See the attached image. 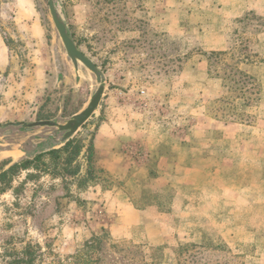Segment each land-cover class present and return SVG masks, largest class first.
I'll list each match as a JSON object with an SVG mask.
<instances>
[{
  "label": "rangeland",
  "instance_id": "obj_1",
  "mask_svg": "<svg viewBox=\"0 0 264 264\" xmlns=\"http://www.w3.org/2000/svg\"><path fill=\"white\" fill-rule=\"evenodd\" d=\"M56 4L106 90L73 136L80 176L25 170L0 194V264H22L26 246L35 264L91 263L98 254L82 246L102 228L135 251L131 264H264V0ZM213 51L227 55L215 61ZM225 64L256 78L241 108L250 121L222 115L234 96ZM97 86L69 58L49 0H0V172L61 135L24 123H65ZM119 257L111 249L100 264L129 260Z\"/></svg>",
  "mask_w": 264,
  "mask_h": 264
},
{
  "label": "trees",
  "instance_id": "obj_2",
  "mask_svg": "<svg viewBox=\"0 0 264 264\" xmlns=\"http://www.w3.org/2000/svg\"><path fill=\"white\" fill-rule=\"evenodd\" d=\"M9 39H6V43L9 45ZM211 57L215 58V61L221 59V56L227 55V51H213L210 53ZM224 80L228 81V90L233 93V98H224L221 101L227 103V106L221 107L222 115L231 118L233 121H250L248 118L251 115L246 114L241 110L242 107H248L252 105L254 100L253 95L257 94L256 91V78L253 75L239 69L236 65L225 64L223 68V74L220 75ZM241 100V106L236 102ZM229 106V107H228ZM247 116L248 118H246ZM49 118V117H43ZM57 141L52 137H48L45 141L35 145L30 151H26V156L20 160L12 163L7 169L0 172V194L5 193L12 188L13 179L22 171L35 170L45 172L53 177H61L65 183L72 181L66 179V175L76 178L81 175V166L77 162V158L81 154L83 145L75 138L70 139L61 147H55L53 142ZM49 145V146H48ZM91 149V147H90ZM89 171H87V174ZM38 176V173L29 172L28 177ZM87 179V176H82L81 181ZM17 190V188H16ZM15 190V191H16ZM126 240H116L112 237V234L106 228H102L101 232L94 233L83 244V253L87 256L98 254L95 259H92L91 263L87 264H100L102 263L104 256L108 254L111 249L115 253L121 254V259H129L124 264H131L134 261L136 253L126 247ZM5 252H9L6 249ZM122 252L124 255H122ZM23 255L18 257L17 263L22 264H35V255L29 246H26L23 250ZM77 261L78 258L75 256Z\"/></svg>",
  "mask_w": 264,
  "mask_h": 264
},
{
  "label": "water",
  "instance_id": "obj_3",
  "mask_svg": "<svg viewBox=\"0 0 264 264\" xmlns=\"http://www.w3.org/2000/svg\"><path fill=\"white\" fill-rule=\"evenodd\" d=\"M49 7L51 17L63 40L69 58L74 63L75 67H78L80 62L83 63L94 75L98 85L87 106L82 111L74 114L65 123H59L54 120H40L24 123L27 130L34 129L36 127L56 128V132L61 133V135L57 141L52 143V145L59 147L73 138L82 126L89 121L93 114L98 111L106 90V77L102 69L94 62V60L78 46L70 31L67 21L64 19L56 4V0H49Z\"/></svg>",
  "mask_w": 264,
  "mask_h": 264
},
{
  "label": "crops",
  "instance_id": "obj_4",
  "mask_svg": "<svg viewBox=\"0 0 264 264\" xmlns=\"http://www.w3.org/2000/svg\"><path fill=\"white\" fill-rule=\"evenodd\" d=\"M113 140L114 139H112V141H111V143H113ZM109 141L110 140H108L106 143H108L109 144V146H110V143H109ZM95 145H96V147L97 148H99L98 150H102V149H100V141L97 139V137H96V139H95ZM107 149H109L110 148V151L111 152H114V153H118V150H116V149H114L113 147H112V145L110 146V147H106ZM100 152H103V151H100ZM120 158H123L124 159V153L122 152V155H121V157ZM104 159V158H103ZM102 159V160H103ZM104 160H106V159H104ZM183 194V196H185L186 198H188L189 200H190V202L188 203V207L189 206H196V205H198V203H199V201H200V199L198 200L197 198H194V197H190V195L188 194V193H186V191L184 192V193H182ZM263 220H264V218H263ZM264 222V221H263ZM203 231H200V233H202ZM206 232V231H205ZM199 233V231H196V232H193V233H188V235L189 236H191L192 234L194 235V236H196L197 234ZM176 232H174L173 234H171V233H168L167 234V238L168 239H173V238H176Z\"/></svg>",
  "mask_w": 264,
  "mask_h": 264
}]
</instances>
